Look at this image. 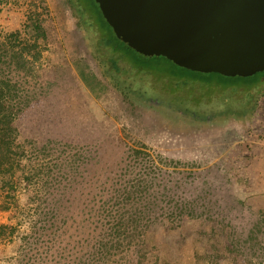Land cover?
Here are the masks:
<instances>
[{"label": "rangeland", "instance_id": "rangeland-1", "mask_svg": "<svg viewBox=\"0 0 264 264\" xmlns=\"http://www.w3.org/2000/svg\"><path fill=\"white\" fill-rule=\"evenodd\" d=\"M94 1L0 0V35L21 29L27 18L39 19L46 32L41 57L20 77L29 103L17 119L18 141L25 158L47 142L78 154L77 181L51 192L61 200L65 228L73 234L77 226L86 236L88 182L105 180L130 147L143 143L180 163L175 176L183 196L198 199L202 213L179 228L151 229L146 259L129 264H264V84L248 93L240 78L187 70L117 45L135 69L166 84L137 74L115 58L78 6L100 26ZM30 161L23 160L29 170L41 163ZM35 191L19 180L13 210L2 209L0 195V225L19 223L12 239L0 237V264H20L28 196L44 194Z\"/></svg>", "mask_w": 264, "mask_h": 264}, {"label": "trees", "instance_id": "trees-1", "mask_svg": "<svg viewBox=\"0 0 264 264\" xmlns=\"http://www.w3.org/2000/svg\"><path fill=\"white\" fill-rule=\"evenodd\" d=\"M78 6L85 12L94 31L104 39L106 47L116 59L131 66L137 74H144L156 82L166 84L165 81L157 80L147 72L135 69L122 57L117 45L139 52L115 36L99 5L100 26L82 5ZM106 30L110 38L105 35ZM45 40L46 32L40 20L31 18H27L21 29L0 35L2 209L19 208L17 199L19 180L23 183L24 190L30 193L40 187L44 192L43 195L36 193L28 196V206L25 210L28 230L21 236L19 262L129 264L136 257V262L141 263L146 259V253L142 248L150 230L159 226L179 228L188 217H199L202 213L199 201L184 198L181 180L175 176L181 172L177 168L179 162L167 159L146 144L140 143L129 148L125 160L118 164L115 170L108 171L105 180L95 178L88 182L89 195L81 213L85 217L83 220L85 225L82 227L86 236L84 238L81 236L82 233L77 226L73 234L65 228L68 222L66 224L62 222L61 200L54 197L51 192L55 189H66L68 188L66 186L77 181L81 167L76 160L78 154H73L74 148L68 144L47 142L33 158L32 156L25 158V146L18 141L17 119L29 103L25 98L20 77L32 72L29 64L35 63L41 57V42ZM235 77L245 82L248 93L264 84V72L248 77ZM25 159H31V163L33 161L41 163L37 165L38 168L31 165L29 170L23 164ZM18 171H22L19 180L16 176ZM18 225L19 223L0 225V237L12 239L19 229Z\"/></svg>", "mask_w": 264, "mask_h": 264}, {"label": "water", "instance_id": "water-1", "mask_svg": "<svg viewBox=\"0 0 264 264\" xmlns=\"http://www.w3.org/2000/svg\"><path fill=\"white\" fill-rule=\"evenodd\" d=\"M95 1L116 35L141 54L228 77L264 72V0Z\"/></svg>", "mask_w": 264, "mask_h": 264}]
</instances>
